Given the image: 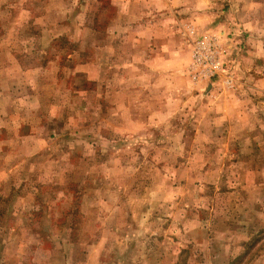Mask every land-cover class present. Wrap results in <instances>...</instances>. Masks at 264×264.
Here are the masks:
<instances>
[{"label": "rangeland", "instance_id": "1", "mask_svg": "<svg viewBox=\"0 0 264 264\" xmlns=\"http://www.w3.org/2000/svg\"><path fill=\"white\" fill-rule=\"evenodd\" d=\"M163 1L0 0V264H264V0Z\"/></svg>", "mask_w": 264, "mask_h": 264}, {"label": "crops", "instance_id": "2", "mask_svg": "<svg viewBox=\"0 0 264 264\" xmlns=\"http://www.w3.org/2000/svg\"><path fill=\"white\" fill-rule=\"evenodd\" d=\"M163 4H166L165 6H169L170 8H173V6L175 4H177L175 2V0H164L163 2H161ZM244 24L246 27L251 28L255 22V19L251 20L250 17H247L244 19ZM263 22V24L261 23ZM257 23L259 24V27H261L262 29L264 28V18H259L257 20ZM264 31V29H263ZM263 39V45L259 48V50L254 54L252 51L250 52V54H247L244 59H243V64H244V69H247L248 66L250 65V61L251 59L255 57V61L257 63V67H258V72H260L262 74V76H260L259 80H258V90L264 92V37ZM161 50H165L164 47L160 48ZM248 64V65H246Z\"/></svg>", "mask_w": 264, "mask_h": 264}, {"label": "built area", "instance_id": "3", "mask_svg": "<svg viewBox=\"0 0 264 264\" xmlns=\"http://www.w3.org/2000/svg\"><path fill=\"white\" fill-rule=\"evenodd\" d=\"M215 50H210L209 52L206 53H195L196 60L198 61L199 64H201L202 67V74H207L208 76H214L216 73V68L217 66V61H216V56L214 55Z\"/></svg>", "mask_w": 264, "mask_h": 264}]
</instances>
